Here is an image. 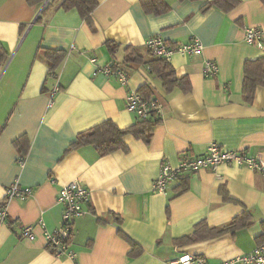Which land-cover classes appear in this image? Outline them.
Instances as JSON below:
<instances>
[{
  "label": "crops",
  "instance_id": "0c3cea01",
  "mask_svg": "<svg viewBox=\"0 0 264 264\" xmlns=\"http://www.w3.org/2000/svg\"><path fill=\"white\" fill-rule=\"evenodd\" d=\"M28 1L0 0V206L8 214V223L0 224V264H169L180 254L220 264L255 250L263 233L264 172L221 165L185 174L163 194L153 191V182L163 163L177 167L183 158L204 155L211 143L264 161V87L252 103L243 98L245 63L264 57V49L245 42L249 27L264 37L262 1L240 0L224 11L208 7L214 0H164L169 9L154 14L142 0H96L95 31L76 9L60 8L62 0L45 12L44 3L32 7ZM155 36L172 45L193 39L202 44L201 55L175 54L170 61L178 78L189 79V92L166 91L151 71L145 43ZM109 41L118 45L115 56ZM126 47L144 62L125 64ZM45 49L66 52L56 70L61 90L51 106L56 80ZM206 62L217 65L215 77L204 76ZM110 64L127 72L126 85L99 72ZM143 87L163 104L149 144L128 135L125 149L106 156L89 145L71 148L79 133L104 121L121 129L140 121L127 111L126 97ZM22 137L25 156L15 144ZM184 178L188 191L178 195ZM73 181L91 190L87 213L73 225L74 258L54 256L41 229L34 241L21 239V229L40 220L49 232L61 226L58 191ZM15 182L32 189L26 200L6 199ZM245 210L255 223L235 235L175 242L201 221L220 227ZM119 231L139 254H130L133 247Z\"/></svg>",
  "mask_w": 264,
  "mask_h": 264
},
{
  "label": "built area",
  "instance_id": "2783aa9c",
  "mask_svg": "<svg viewBox=\"0 0 264 264\" xmlns=\"http://www.w3.org/2000/svg\"><path fill=\"white\" fill-rule=\"evenodd\" d=\"M263 33L260 29L249 27L245 30V42L254 45L259 49H264ZM150 54L157 59H162L170 63L175 54L187 56H199L202 54L203 46L198 39H193L187 43L172 45L159 36H155L145 43ZM74 48V47H72ZM96 62L95 59L92 60ZM110 64L102 67L99 72L107 77L118 79L123 85L129 82L127 72L121 67H114ZM204 76L215 77L218 74V67L213 62H206L203 69ZM50 77L56 80V84L51 91L50 106L53 99L60 92L57 73H50ZM126 109L134 114L139 120L151 117L161 118L163 114V104L158 99H146L141 93L132 90L126 97ZM221 165L247 166L255 171L264 172V161L259 156H248L241 151H228L222 149L217 143H211L207 152L195 158H183L177 167H172L168 163H163L157 179L153 182V191L163 194L168 190L170 183L177 181L185 174H192L202 170L215 171ZM32 194L31 188H24L13 183L6 189V199L26 200ZM91 190L79 181H73L62 185L57 195V203L62 207V223L53 232L46 229L45 223L40 220L35 225L26 226L21 229L20 238L30 241L36 239L35 229H41L45 234L48 250L56 257L68 256L74 258V253L69 249V243L73 235V225L76 219L83 217L87 212L85 207L90 203ZM8 223L6 205L0 206V224ZM169 264H210L204 257L180 254L171 259ZM220 264H264V244L259 245L251 253L238 256L234 259L223 261Z\"/></svg>",
  "mask_w": 264,
  "mask_h": 264
},
{
  "label": "trees",
  "instance_id": "16d2710c",
  "mask_svg": "<svg viewBox=\"0 0 264 264\" xmlns=\"http://www.w3.org/2000/svg\"><path fill=\"white\" fill-rule=\"evenodd\" d=\"M60 0H29L28 3L32 7H37L45 4L43 12L53 7ZM264 4V0H261ZM240 0H214L208 3V7L216 6L224 11L231 10L238 5ZM143 7L146 12L154 14H162L169 9V6L164 0H142ZM98 3L96 0H62L60 8L64 10L76 9L82 18L86 21L88 27L95 31V24L92 15L97 8ZM110 54L115 56L118 45L114 42H107L106 44ZM124 63H141L144 62V58L133 47L125 48ZM150 54V52H149ZM66 56V52L62 50L45 49V57L50 62V73H56V70L60 63ZM151 59L147 61L153 74L162 81L166 91L171 92L175 88H180L184 93H187L191 89L190 81L187 77L178 78L176 76L174 68L170 63L154 58L150 54ZM5 60V59H4ZM114 67H118L119 64H114ZM259 87H264V57H259L255 60H250L245 63L244 66V83H243V98L246 103H252L256 91ZM141 93L146 99H150L146 92V87H143ZM145 91V92H144ZM161 122L158 117H151L149 119L140 120L133 126L121 129L114 121H104L88 130L79 133L75 142L71 145V148L78 149L83 146H93L100 156H106L114 153L120 149H125L123 138L132 135L134 138L143 140L149 144L153 136L154 128ZM0 128V135L2 133ZM26 138L22 137L18 139L15 144L20 147L22 154L25 156L27 148L24 144ZM22 156V157H24ZM178 195L184 194L188 191V179L184 178L181 184L176 187ZM255 223L253 214L249 210L243 211L241 214L233 218L229 223L220 227H210L206 221H201L196 224L191 235L176 239V243L188 244L198 241L209 240L221 237L225 234L235 235L237 232L250 228ZM263 233L258 238V245L264 244V222L262 223ZM119 234L126 239L133 247L130 252L131 255L139 254L138 247L133 243L126 235L121 231Z\"/></svg>",
  "mask_w": 264,
  "mask_h": 264
}]
</instances>
